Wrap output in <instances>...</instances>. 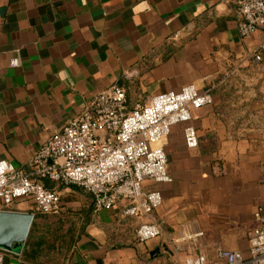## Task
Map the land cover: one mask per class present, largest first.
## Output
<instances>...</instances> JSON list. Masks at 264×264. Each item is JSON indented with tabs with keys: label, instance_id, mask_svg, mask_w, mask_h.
<instances>
[{
	"label": "crops",
	"instance_id": "0c3cea01",
	"mask_svg": "<svg viewBox=\"0 0 264 264\" xmlns=\"http://www.w3.org/2000/svg\"><path fill=\"white\" fill-rule=\"evenodd\" d=\"M238 2L0 0V161L19 171L116 85L131 111L191 85L213 96L161 142L172 181L143 184L163 196L159 238L137 241L145 219L125 216L127 202L96 211L81 188L44 181L62 212L17 201L10 212L34 216L32 241L5 264H184L199 254L212 263L220 248L248 256L264 209V31L240 35Z\"/></svg>",
	"mask_w": 264,
	"mask_h": 264
},
{
	"label": "built area",
	"instance_id": "2783aa9c",
	"mask_svg": "<svg viewBox=\"0 0 264 264\" xmlns=\"http://www.w3.org/2000/svg\"><path fill=\"white\" fill-rule=\"evenodd\" d=\"M238 4L240 35L249 37L264 31V0H239ZM17 64V60L12 62L13 66ZM212 103L211 92L192 85L158 94L148 105L132 111L124 87L116 85L98 93L78 118L35 153L29 171H19L11 163L0 161V212H10L17 201L26 200L40 215L60 214L61 196L45 187L43 182L48 181L81 188L93 197L96 211L127 202L125 216L145 219L136 231L137 241L159 238L163 227L155 211L162 206L163 196L159 191L145 192L143 184L172 181L161 142L174 126L190 123L193 110ZM185 143L189 149L199 146L193 126L185 129ZM255 217L260 228L250 237L247 257L220 248L215 262L199 254L187 258L184 264H264V209ZM6 256L7 252L0 250V264H5Z\"/></svg>",
	"mask_w": 264,
	"mask_h": 264
},
{
	"label": "water",
	"instance_id": "95a60500",
	"mask_svg": "<svg viewBox=\"0 0 264 264\" xmlns=\"http://www.w3.org/2000/svg\"><path fill=\"white\" fill-rule=\"evenodd\" d=\"M34 216L31 214L0 212V250L21 252L28 241Z\"/></svg>",
	"mask_w": 264,
	"mask_h": 264
},
{
	"label": "trees",
	"instance_id": "16d2710c",
	"mask_svg": "<svg viewBox=\"0 0 264 264\" xmlns=\"http://www.w3.org/2000/svg\"><path fill=\"white\" fill-rule=\"evenodd\" d=\"M45 187H46L47 189H49V190H53L51 187H48L47 185H45ZM47 217H48V216H47ZM31 241H32V236H31L30 240L28 241V244H30Z\"/></svg>",
	"mask_w": 264,
	"mask_h": 264
}]
</instances>
